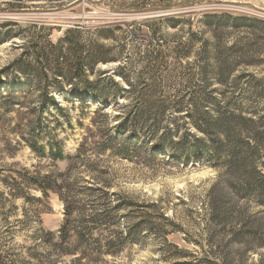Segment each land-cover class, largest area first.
Segmentation results:
<instances>
[{"label":"trees","instance_id":"obj_1","mask_svg":"<svg viewBox=\"0 0 264 264\" xmlns=\"http://www.w3.org/2000/svg\"><path fill=\"white\" fill-rule=\"evenodd\" d=\"M12 38L5 33L0 42ZM170 58L160 51H147L135 64L120 54L114 57L112 48L69 31L57 43L35 36L0 73V151L10 158L16 155L10 139L14 136L19 147L24 145L42 160L68 161L65 172L46 176L15 167L1 169L0 202L9 211L7 202L43 203L31 197L32 191L45 200L50 194L58 196L65 219L58 242L50 243L60 255L74 258L72 264H101L106 257H118L127 248L141 245L145 234L161 242L164 256L163 245L178 249L168 239L180 226L167 216L163 202H141L113 192V171L105 167L106 162L149 166L159 160L178 165L207 161L223 174L237 199H252L264 208V173L256 162L259 149L264 150V135L254 129L252 146L248 125L255 120L245 115L241 104L216 101L218 90L210 85L213 78L225 84L233 63L224 60L219 72L212 55L206 54V66L187 73L179 71L178 65L187 59L184 54L175 55L172 63ZM112 64L118 65L113 73H96L98 66ZM172 89L173 96L168 93ZM67 92L100 104L79 149L69 158L57 134L62 122L71 124L58 101ZM162 154L169 157L160 159ZM78 167L86 169L90 185L70 182ZM237 212L213 214L211 222L219 231L210 230L208 243L218 249L223 235L231 234V241L239 242L247 232L261 234L264 214L250 217L246 211ZM210 256L229 264L227 258Z\"/></svg>","mask_w":264,"mask_h":264},{"label":"rangeland","instance_id":"obj_2","mask_svg":"<svg viewBox=\"0 0 264 264\" xmlns=\"http://www.w3.org/2000/svg\"><path fill=\"white\" fill-rule=\"evenodd\" d=\"M69 31L112 48L114 57L120 54L135 64L147 51H160L172 57L171 63L175 55L184 54L187 59L178 65L179 71L187 73L205 67L206 54L212 55L215 69L230 60L233 69L227 82L210 81L211 89L218 90L215 99L223 100L222 104H241L245 115L255 120L248 125L249 137L254 129L264 135V0H0V39L5 33L13 37L0 42V73L35 36L57 43ZM117 66L101 65L96 73H113ZM168 93L173 96L175 89ZM58 101L71 117V124L62 122L63 128L57 132L69 158L79 149L100 104L70 92L59 95ZM10 139L16 155L10 158L0 151V170L15 167L43 176L65 172L68 161L42 160L24 145L19 147L14 136ZM250 141L255 146L251 137ZM256 156L258 169L264 173V150L259 149ZM104 165L113 171V192L141 202L161 200L167 216L180 227L168 239L178 249L163 245L165 256L161 242L145 234L141 245L127 248L118 257H106L101 264H223L212 254L227 258L229 264H264V228L254 236L247 232L239 242L231 241V234L223 235L218 249L208 243L210 230L219 231L211 222L214 213L229 215L235 209L251 217L264 214V208L252 199H237L223 174L207 161L178 165L159 160L146 166L117 160ZM88 176L85 168L78 167L70 182L90 185ZM30 194L44 202H7L9 211L0 202L3 264H72L74 258L60 255L51 245L58 242L64 204L54 194L48 200L38 191Z\"/></svg>","mask_w":264,"mask_h":264}]
</instances>
